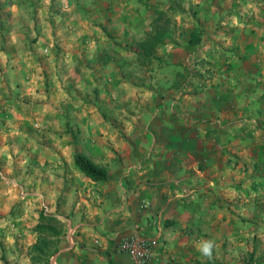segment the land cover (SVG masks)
Segmentation results:
<instances>
[{"label": "crops", "instance_id": "0c3cea01", "mask_svg": "<svg viewBox=\"0 0 264 264\" xmlns=\"http://www.w3.org/2000/svg\"><path fill=\"white\" fill-rule=\"evenodd\" d=\"M98 14L79 22L81 38L95 37L99 53L67 57L101 67L106 83L98 91L105 93L117 89L118 75L132 72L128 56L112 51V39L129 43L128 32L148 28H130L128 14L111 8ZM167 57L169 73L154 71L161 82L168 77L166 85L151 82L139 103L119 111L112 102L108 113L95 102L68 99L48 66L24 74L29 109L0 104V264H31L28 247L42 205L62 222L57 250L42 264H132L116 248L132 230L157 239L145 264H214L197 242L222 244L247 213L259 215L248 206L262 204L264 190V56H226L222 67L218 56ZM202 60L208 66L183 68ZM59 107L69 112L63 122ZM75 151L103 164L106 178L84 176Z\"/></svg>", "mask_w": 264, "mask_h": 264}, {"label": "rangeland", "instance_id": "374dc122", "mask_svg": "<svg viewBox=\"0 0 264 264\" xmlns=\"http://www.w3.org/2000/svg\"><path fill=\"white\" fill-rule=\"evenodd\" d=\"M148 3L165 10L170 21L165 42L155 48V54L160 56V60L152 58L150 62H144L136 54V42L158 26ZM126 6L127 10L124 9ZM109 8L116 10L118 16L127 13L130 28L135 29L143 24L148 29L128 32L129 43L120 44L112 39V51L118 56H128L132 72L118 75L115 79L117 89L103 93L98 91L106 83L102 68L96 63L89 66L79 58L73 60L67 56H96L93 55L96 53L94 49L98 52L100 45H93L97 44L95 37L89 40L81 38L83 34L80 30L85 25L79 20L85 16L95 18L97 12L101 18ZM194 22L201 28L200 41L196 46L186 41ZM90 24L88 29L95 25ZM96 29L103 32L98 26ZM87 34L92 37L91 33ZM104 48L105 45L102 50ZM0 56L4 57V61H0V104L4 105L1 108L29 109L28 105L33 99L28 95L29 89L21 85L24 82L30 85L27 75L31 74V70H44L48 66L47 69L50 68L54 80L58 82L56 84L67 90L71 101L95 102L102 105L107 113L110 104L118 102L119 111H122V104L130 106L144 99V91L151 82L160 86L167 84L168 77L161 82V77L154 72L162 66L161 70L169 73L173 63L167 56H218L220 67L227 63L225 60L229 56H264V0H0ZM39 56L47 57L39 60ZM205 62H189L183 68L199 70V67L208 66ZM261 62L264 63V60ZM144 65L147 67L144 68ZM147 70L154 74L148 75ZM26 72L28 74L24 75ZM36 78L39 80L38 76ZM47 85L48 82H45L40 88L44 91ZM68 113L61 109V122L68 119ZM3 180L6 183L12 182L8 177ZM263 194L264 190L259 193L258 199L262 204L257 207L248 206V209L258 210L257 217L252 219L247 213L246 220L240 222L239 226L236 224L238 231L234 228L236 231L224 237L222 244L221 238L215 240L211 259L217 262L214 264H248L250 250L255 258H263L256 264H264Z\"/></svg>", "mask_w": 264, "mask_h": 264}, {"label": "trees", "instance_id": "16d2710c", "mask_svg": "<svg viewBox=\"0 0 264 264\" xmlns=\"http://www.w3.org/2000/svg\"><path fill=\"white\" fill-rule=\"evenodd\" d=\"M147 6L154 12L158 26L155 27L154 31L146 33L136 42L138 49L136 54L138 57L143 58L144 62H150L152 58L160 60V56L155 54V48L165 42L170 21L165 10L157 7L156 4L148 3ZM200 33L199 24L194 22L188 32L187 43L196 46L200 41ZM72 158L75 166L87 178L91 180L106 178V168L103 164L93 161L87 155L78 151L72 154ZM32 229L36 232V238L28 247L29 261L31 264L46 263L49 257L57 250L59 235L62 232V222L55 215L41 208ZM248 258V264H256L263 260L262 257L255 258L252 250L248 252Z\"/></svg>", "mask_w": 264, "mask_h": 264}, {"label": "built area", "instance_id": "2783aa9c", "mask_svg": "<svg viewBox=\"0 0 264 264\" xmlns=\"http://www.w3.org/2000/svg\"><path fill=\"white\" fill-rule=\"evenodd\" d=\"M19 192L24 194L23 190ZM42 209L46 210L45 205H42ZM156 245V237L132 230L117 241L116 248L125 252L132 264H145L152 259Z\"/></svg>", "mask_w": 264, "mask_h": 264}, {"label": "clouds", "instance_id": "9594fccd", "mask_svg": "<svg viewBox=\"0 0 264 264\" xmlns=\"http://www.w3.org/2000/svg\"><path fill=\"white\" fill-rule=\"evenodd\" d=\"M215 244L212 240L203 239L197 242L196 250L205 258L211 260L213 258V248Z\"/></svg>", "mask_w": 264, "mask_h": 264}]
</instances>
